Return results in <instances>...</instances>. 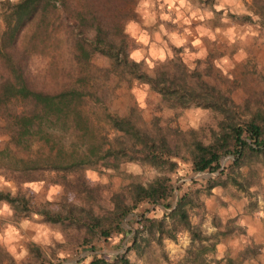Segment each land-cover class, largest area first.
Instances as JSON below:
<instances>
[{
  "label": "rangeland",
  "instance_id": "rangeland-1",
  "mask_svg": "<svg viewBox=\"0 0 264 264\" xmlns=\"http://www.w3.org/2000/svg\"><path fill=\"white\" fill-rule=\"evenodd\" d=\"M18 1L0 0V33L6 4ZM65 3L41 14L19 43L34 89L55 93L75 88L90 95L83 104L90 118L86 143L74 129L55 130L50 143L54 154L60 147L69 154L88 152L87 146L110 145L119 134L107 123V115L131 114L148 130L158 121L170 140L180 143L182 157L187 155L185 140L210 145L221 131L222 114L196 105L173 107L149 84L124 74L108 56L94 52L91 45L98 43V26L113 51L124 45L129 61L140 64L152 77L163 70L175 73L174 65L183 64L191 74L198 72L205 82L229 95L242 119L264 108V0ZM80 14L85 19L83 28ZM134 53H139L137 59L132 58ZM6 140L0 137V142ZM90 153L83 154L84 160ZM175 161L178 167L171 172L140 161L110 158L85 163L80 172H44L38 181L22 184L0 174V192L29 200L27 209L21 211L0 201V264H89L94 255L110 260L125 256L132 264H169L166 257L180 261L190 245L188 234L160 246L144 231L142 221L161 218L166 212L163 204L140 203L120 229L111 215L116 197L134 207L133 186L148 187L163 177H170L175 187L167 204L176 205L190 190L202 201L204 208L195 211L194 224H202L208 233L216 232L214 220L223 227L231 222L240 229L223 239L213 264H264V156L249 157L247 165L238 170L233 168L234 158L226 157L221 171L203 173L194 171L191 161ZM217 180L223 184L208 192V183ZM44 209L65 218L69 213L77 219L93 214L110 233L92 234L68 217L64 223H52L40 214ZM136 236L140 253L130 250Z\"/></svg>",
  "mask_w": 264,
  "mask_h": 264
},
{
  "label": "trees",
  "instance_id": "trees-1",
  "mask_svg": "<svg viewBox=\"0 0 264 264\" xmlns=\"http://www.w3.org/2000/svg\"><path fill=\"white\" fill-rule=\"evenodd\" d=\"M65 2L66 0H20L6 4L2 16L4 28L0 33V137H6L7 140L0 142V174L9 175L15 182L22 184L38 181L44 172H80L81 165L85 163L110 158L117 162L123 159L140 161L145 165L171 172L178 167L175 160L182 158L192 162L194 171L203 173L221 171V162L226 157L234 158L233 168L238 170L247 165L249 157L264 156V108L253 113L251 118L242 119L229 95L205 82L198 72L191 74L183 64L174 65L175 73L163 70L152 77L142 71L140 64L129 61L124 45L120 50L113 51L105 40V31L100 26L95 28L98 43L96 46L91 45L94 52L108 56L116 67L122 68L124 74L149 84L154 91L161 94L164 102L173 107L196 105L222 114L224 120L221 131L215 135L210 145H204L197 140L190 143L182 139L187 146V155L182 157V146L177 140H170V135L158 121L154 123L152 130H148L139 126L131 114L126 117L107 115V123L119 134L110 145H86L88 152H91L86 160L83 154L88 152L84 153V150L81 151L83 153L65 154L60 147L54 154L55 148L51 150L50 143L55 138V130L64 133L74 129L80 132L79 139L85 140L86 143L90 118L84 113L83 104L86 102V96L90 95L75 88L55 93L34 89L26 71L28 63L23 56L25 51L19 48V43L24 31L39 19L41 14L44 15L50 7L58 8L59 4L65 6ZM80 16V28H83L86 26L85 19L83 15ZM48 147L50 154L46 155ZM41 148L43 152H40ZM224 171L222 170L219 176L223 175ZM218 180L208 183V192L223 184ZM174 193L175 187L170 177L159 178L148 187L134 185L131 190L134 207L116 197L115 213L111 215L120 229L121 222L140 203L147 201L156 206L163 204L166 212H163L161 218L142 221L145 224L144 231L160 246L165 240L177 242L179 234L186 233L190 238V245L180 261L172 262L168 257L166 261L169 264L215 263L214 256L223 239L240 229L231 222L223 227L214 220L213 227L216 232L208 233L202 224L193 223V217L198 216L195 211L204 208L202 201L190 190L176 205L171 206L167 203ZM0 201L16 205L15 208L20 211L26 210L29 205V200L25 197H13L4 192H0ZM40 214L56 224L64 223L68 217L76 226L86 228L95 235L100 232L108 236L110 233L105 223L102 224L103 221L93 214L84 219L75 218L73 213H69L65 218L62 214H54L47 209L42 210ZM138 237L133 239L130 250L140 253L141 243ZM89 264L132 263L125 256L110 260L94 255Z\"/></svg>",
  "mask_w": 264,
  "mask_h": 264
},
{
  "label": "clouds",
  "instance_id": "clouds-1",
  "mask_svg": "<svg viewBox=\"0 0 264 264\" xmlns=\"http://www.w3.org/2000/svg\"><path fill=\"white\" fill-rule=\"evenodd\" d=\"M145 42H146V40H145ZM138 57H139V53H134L132 58L137 59Z\"/></svg>",
  "mask_w": 264,
  "mask_h": 264
}]
</instances>
